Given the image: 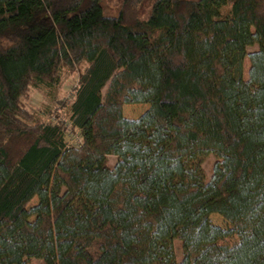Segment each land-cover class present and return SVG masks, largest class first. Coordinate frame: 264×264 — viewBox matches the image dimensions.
Segmentation results:
<instances>
[{"label":"trees","instance_id":"1","mask_svg":"<svg viewBox=\"0 0 264 264\" xmlns=\"http://www.w3.org/2000/svg\"><path fill=\"white\" fill-rule=\"evenodd\" d=\"M120 2L0 0V264H264V0Z\"/></svg>","mask_w":264,"mask_h":264},{"label":"rangeland","instance_id":"2","mask_svg":"<svg viewBox=\"0 0 264 264\" xmlns=\"http://www.w3.org/2000/svg\"><path fill=\"white\" fill-rule=\"evenodd\" d=\"M120 0H103L104 10L106 13L117 14L120 6ZM256 46L248 47L247 52L256 49ZM249 62L246 58L244 60V77H247ZM81 68L74 66L72 70L62 69L60 73L59 82L52 87H36L30 88L27 94L22 98V106L30 114L42 118L44 121H51L55 112L62 117L67 118L68 114L63 105L72 100L76 87L78 86L79 73ZM60 102V103H59ZM148 108L147 104H126L123 107V115L128 118H137ZM55 111V112H54ZM50 112V113H49ZM54 114H53V113ZM51 114V115H50ZM67 144H74L77 142V133L68 131L65 135ZM215 158L212 155L207 156L203 162L202 167L206 175L210 176L211 166ZM116 157L110 155L108 162L111 166L114 165ZM36 199L33 198L30 204H34ZM229 226V223L224 220L219 214L211 213L206 221L202 224V231L211 234L217 238L224 233ZM177 250V256L180 258L181 250L180 243L174 242ZM27 264H42V260L30 258Z\"/></svg>","mask_w":264,"mask_h":264}]
</instances>
